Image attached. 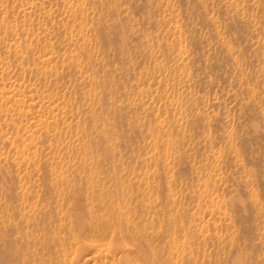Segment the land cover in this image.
I'll return each instance as SVG.
<instances>
[{"label":"rangeland","instance_id":"rangeland-1","mask_svg":"<svg viewBox=\"0 0 264 264\" xmlns=\"http://www.w3.org/2000/svg\"><path fill=\"white\" fill-rule=\"evenodd\" d=\"M0 264H264V0H0Z\"/></svg>","mask_w":264,"mask_h":264}]
</instances>
